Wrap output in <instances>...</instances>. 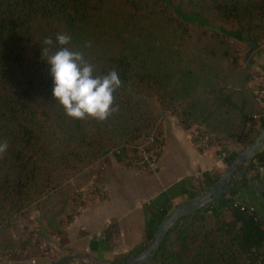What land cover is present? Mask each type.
Here are the masks:
<instances>
[{
  "label": "trees",
  "instance_id": "obj_1",
  "mask_svg": "<svg viewBox=\"0 0 264 264\" xmlns=\"http://www.w3.org/2000/svg\"><path fill=\"white\" fill-rule=\"evenodd\" d=\"M57 33L70 43H56ZM48 36L49 55L67 47L84 54L94 76L119 73V110L107 120L66 115L43 55ZM241 42L264 43V0H0V140L9 145L0 156V256L29 246L18 245L13 227L33 204L61 233L59 215L73 200L69 180L107 152L128 159L127 146L151 133L161 107L219 141L229 165L264 126V102L250 86L253 60L241 62ZM254 159L258 167L251 162L228 194L259 174L264 150ZM220 176L204 172L189 197ZM236 202L253 205L234 200L213 222L212 204L182 217L149 264H264V216ZM170 209L151 210L143 243L113 262L142 250Z\"/></svg>",
  "mask_w": 264,
  "mask_h": 264
},
{
  "label": "crops",
  "instance_id": "obj_2",
  "mask_svg": "<svg viewBox=\"0 0 264 264\" xmlns=\"http://www.w3.org/2000/svg\"><path fill=\"white\" fill-rule=\"evenodd\" d=\"M258 62L253 60V68L264 75V54ZM160 124L164 149L158 171H142L128 163L125 157L120 159L111 152L105 154L104 166L99 168L103 193L86 200L83 209L73 218L62 220L61 233L48 228L38 209L26 217L19 216L16 221L20 223L19 231L26 235L25 240L30 244L7 252L0 264H32V260L35 264H48L76 253L95 260L114 261L143 243L151 210L172 209L190 198L204 172L221 175L226 169L220 154L221 145L199 148L193 137L195 128H186L174 116H164ZM91 175L92 172L87 171L82 177L86 181ZM234 200H246L264 216V166L236 195L224 194L212 204L210 221L215 220L213 213L226 210ZM73 208L70 201L67 209L72 211ZM22 236L15 234L16 238ZM42 242L52 249L49 257L42 254ZM83 261L88 260L83 258Z\"/></svg>",
  "mask_w": 264,
  "mask_h": 264
},
{
  "label": "clouds",
  "instance_id": "obj_3",
  "mask_svg": "<svg viewBox=\"0 0 264 264\" xmlns=\"http://www.w3.org/2000/svg\"><path fill=\"white\" fill-rule=\"evenodd\" d=\"M71 37L57 33L55 42L60 45L70 43ZM43 55L51 65L54 77L53 96L63 106L67 116L84 120L88 117L98 121L107 120L119 110L114 93L122 86L119 73L112 69L103 77L94 76L93 66L88 63L81 51L61 48L49 55V47L54 41L51 36L42 41ZM8 141L0 140V156L7 153Z\"/></svg>",
  "mask_w": 264,
  "mask_h": 264
},
{
  "label": "water",
  "instance_id": "obj_4",
  "mask_svg": "<svg viewBox=\"0 0 264 264\" xmlns=\"http://www.w3.org/2000/svg\"><path fill=\"white\" fill-rule=\"evenodd\" d=\"M248 46L249 50L246 54L247 58L256 48H258V45L253 42H248ZM159 114H161V112ZM263 150L264 126L261 128L255 139L238 152L234 160L227 165L226 169L213 186H211L204 193L191 197L174 206L160 223L151 240L142 250L129 259L121 262L100 261L92 259L90 256H84L81 253H76L64 256L48 264L72 263L83 258H86L90 264H149L157 255L161 245L175 223L182 217L192 214L207 205L215 203L224 194H227L236 185V183L244 177L253 159ZM235 173L236 175L234 176Z\"/></svg>",
  "mask_w": 264,
  "mask_h": 264
},
{
  "label": "built area",
  "instance_id": "obj_5",
  "mask_svg": "<svg viewBox=\"0 0 264 264\" xmlns=\"http://www.w3.org/2000/svg\"><path fill=\"white\" fill-rule=\"evenodd\" d=\"M255 94L263 100L264 102V75L260 74L259 77L256 78V85L254 86ZM262 116H264V112L262 113ZM194 138H197L195 140L196 144L201 149H208L212 145H218L220 146L221 143L217 140H211V138H208L206 136H202L198 134L197 132L194 133ZM130 153L128 155V163L135 165L142 171L147 172H156L160 168V161H161V155L164 149V135L161 131V124L158 122L154 129L149 133L145 139L141 142L135 143L132 146H127ZM222 149V145H221ZM119 152V150H117ZM225 154L223 153V156ZM222 156V155H221ZM255 168L258 167L257 160L253 159ZM252 161V162H253ZM104 184L101 181V179L95 177L92 178L88 184L87 187L80 192V194L73 198L72 202L74 204V213L80 212L85 204V201L95 197L97 195H101L104 191ZM235 205L241 206L242 210H247L249 212H255L256 208L254 205H248L241 202H236ZM41 249L42 254L44 257H49L51 255L50 248L48 246V243L42 242L41 243ZM6 257V255L0 256V262ZM35 260H32L31 263L35 264Z\"/></svg>",
  "mask_w": 264,
  "mask_h": 264
},
{
  "label": "rangeland",
  "instance_id": "obj_6",
  "mask_svg": "<svg viewBox=\"0 0 264 264\" xmlns=\"http://www.w3.org/2000/svg\"><path fill=\"white\" fill-rule=\"evenodd\" d=\"M249 50V46L248 44L246 45L244 42H241L239 43V49H238V53H239V56L241 58V62L243 63V58L246 56L247 52ZM264 54V43L263 44H260L258 46V48H256L252 53L251 55L247 58V59H250L252 58V60H254V62H258V60L262 59V56ZM259 63V62H258ZM253 72H254V76L252 78V81L250 82V86L253 88L254 90V86L256 85V78L260 76V71L252 68ZM160 112L161 114L159 115V120L156 122H160L161 123V119L166 116V115H169V116H174L170 111H166L165 109H163L162 107L160 108ZM176 119H178L177 117H175ZM179 120V119H178ZM180 122V121H179ZM140 141V140H139ZM124 144V143H123ZM122 144V145H123ZM130 145L132 146L133 143H130ZM131 151V150H130ZM129 151V153H130ZM126 154H128V151L126 152ZM104 166V162L102 161V159H100L98 162H96L95 164H93L92 166H89L85 169H83L82 171H80L79 173H77L76 175H74L68 182V184L71 185L72 188H74L72 190V198L78 196L80 194V192H82L86 187H87V184L88 182L92 179V178H95L97 177L99 179V168L103 167ZM89 172L91 173L92 172V175L89 176L88 178H86V181L84 177H82L86 172ZM84 181V182H83ZM39 208V204H33L31 207H29L27 210H25L21 215L19 216H22V217H26L28 216V214L30 212H32L33 210ZM59 210V208H57L55 210V212H57ZM41 213V216H42V212L40 211ZM70 213H72L70 210L67 209V212H64L63 214H60L59 215V219L60 220H68L69 218V215ZM43 218V216H42ZM44 219V222L46 223L47 225V220L45 218ZM20 223L17 222V225L14 224V231L17 232V234H19L21 236V234H23V236L21 238H18L17 239V242H18V245H22L23 243V240L26 239V235L24 233H22V231H19L20 229L18 228L20 225ZM49 228V227H48ZM18 229V230H17ZM51 229V228H49ZM3 232H5V230H3ZM27 243V242H26ZM30 244V241L28 242ZM27 243V244H28ZM28 244V245H29ZM50 251L52 252V249L50 247ZM134 256V255H133ZM73 263L75 264H88V261L84 262L83 259L81 260H78V261H74Z\"/></svg>",
  "mask_w": 264,
  "mask_h": 264
}]
</instances>
